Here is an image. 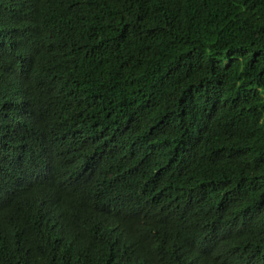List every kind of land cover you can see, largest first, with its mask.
Returning a JSON list of instances; mask_svg holds the SVG:
<instances>
[{
	"label": "trees",
	"instance_id": "16d2710c",
	"mask_svg": "<svg viewBox=\"0 0 264 264\" xmlns=\"http://www.w3.org/2000/svg\"><path fill=\"white\" fill-rule=\"evenodd\" d=\"M0 264H264V0H0Z\"/></svg>",
	"mask_w": 264,
	"mask_h": 264
}]
</instances>
